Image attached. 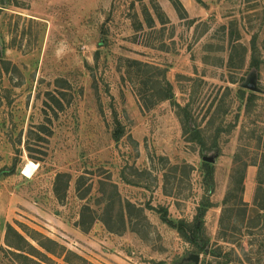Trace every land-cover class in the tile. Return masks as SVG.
<instances>
[{
    "label": "rangeland",
    "instance_id": "374dc122",
    "mask_svg": "<svg viewBox=\"0 0 264 264\" xmlns=\"http://www.w3.org/2000/svg\"><path fill=\"white\" fill-rule=\"evenodd\" d=\"M132 60L150 66L146 100ZM167 86L174 99L158 100L152 88ZM58 173L71 176L63 202ZM208 196L207 254L158 210L193 222ZM82 212L96 218L88 232ZM9 225L47 255H29L41 264L66 263L25 228L91 264H264V0L0 3V264H28L7 243Z\"/></svg>",
    "mask_w": 264,
    "mask_h": 264
},
{
    "label": "trees",
    "instance_id": "16d2710c",
    "mask_svg": "<svg viewBox=\"0 0 264 264\" xmlns=\"http://www.w3.org/2000/svg\"><path fill=\"white\" fill-rule=\"evenodd\" d=\"M7 0H0L1 4L6 3ZM177 1V0H176ZM176 3V2H175ZM152 19L150 20V25L152 24ZM132 64L136 67L139 68V73H143V83H145V88L144 90L140 91V95H142V98L146 100L149 95L147 94V85H149L150 81L149 78L151 76H147L148 69L150 66L148 64H144L141 61L138 60H132ZM260 61L257 58V47L254 46V55H253V65L254 67H259ZM149 89V88H148ZM153 92L155 91V94L159 95L158 100H164V99H174V93L172 92L171 87L167 86V90L162 89V88H152ZM246 90L243 88L239 89V99L244 100L245 99V93ZM154 94V95H155ZM252 98V97H251ZM146 106L149 107L151 104H147ZM175 105L178 107V113L182 115L183 117V124L186 126L185 128L191 135V141L199 143L203 148H206V140L204 138V135L201 133L200 129L196 126L193 127L192 124V119L193 117L191 116L190 111L188 110L187 106H182L181 104L175 102ZM184 115V116H183ZM119 136H116L118 138ZM203 150V149H202ZM202 174H203V181L205 185V189L207 192H212L214 189L215 185V166L213 161L209 160H204L202 167ZM9 173V172H8ZM13 173V172H11ZM244 179L245 175L241 173V178H239L236 183V188L235 190H241L243 192V184H244ZM71 180V176L68 173H58L56 180H55V185H54V192L55 195L57 196L58 200L61 202L64 201L66 197V190L68 188L69 182ZM234 191V189H233ZM231 193V192H230ZM229 197L226 198V203H228ZM119 203V207L121 208L120 210V215L124 212L125 208H127L126 204L122 202L121 199L117 201V203H113V205H117ZM132 207V204L129 203L128 207ZM213 206V203L210 200V197L208 196L207 198L203 199L201 203L198 206V212L195 216V219L193 222H189L186 220H172L169 217L168 210L165 208H161L158 211L161 214V219L168 224H171L172 226L175 227V229L178 230V232L181 234V236L188 242L192 243L196 248L198 252L201 253H210V247H209V241L206 239L204 235V217L206 215V212ZM85 211H89L90 208H84ZM84 211V212H85ZM226 209L222 213V220H221V226H225L224 221L226 217ZM124 219V218H123ZM94 220L96 218L93 215L89 216V219L83 214L82 212V217L81 220L78 222V226L84 231L88 232L94 223ZM106 225L111 228L110 222L106 219ZM126 222V220H125ZM124 222V224H125ZM110 225V226H109ZM26 233L35 241L38 242V244L44 248L48 253L62 258L66 264H91L88 260L83 258L82 256L78 255L77 253L67 250L65 246L59 244L56 240H53L49 237H46L43 234H39L42 238H45V240L41 241L39 240L35 235H38L35 230H31L29 228L24 229ZM12 235L15 237L13 238ZM38 235V236H39ZM8 245H10L12 248L20 251L21 253H14L15 256L19 258H23L25 262L28 264H41L38 261H36L34 258L29 257V255H34L38 256L43 259H49L46 254L42 253L40 250H38L35 246H33L28 239H26L18 230H16L13 226L9 225L8 226V239H7ZM215 252V251H212ZM42 259V260H43ZM45 261V260H44ZM211 264V263H210ZM219 264H224V263H219Z\"/></svg>",
    "mask_w": 264,
    "mask_h": 264
},
{
    "label": "water",
    "instance_id": "95a60500",
    "mask_svg": "<svg viewBox=\"0 0 264 264\" xmlns=\"http://www.w3.org/2000/svg\"><path fill=\"white\" fill-rule=\"evenodd\" d=\"M247 88L251 89V90H256V85L254 83V81H251L249 84H247ZM205 160H209V161H214L212 158H205ZM196 260H197V257L195 256Z\"/></svg>",
    "mask_w": 264,
    "mask_h": 264
}]
</instances>
